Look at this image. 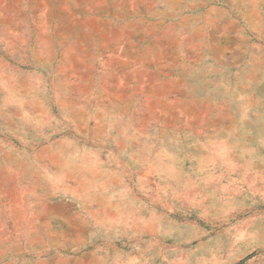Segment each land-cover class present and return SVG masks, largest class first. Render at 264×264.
<instances>
[{
	"label": "rangeland",
	"instance_id": "obj_1",
	"mask_svg": "<svg viewBox=\"0 0 264 264\" xmlns=\"http://www.w3.org/2000/svg\"><path fill=\"white\" fill-rule=\"evenodd\" d=\"M0 264H264V0H0Z\"/></svg>",
	"mask_w": 264,
	"mask_h": 264
}]
</instances>
